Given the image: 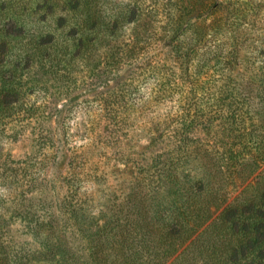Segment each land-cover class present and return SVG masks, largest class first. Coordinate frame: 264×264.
Returning <instances> with one entry per match:
<instances>
[{"label":"rangeland","instance_id":"obj_1","mask_svg":"<svg viewBox=\"0 0 264 264\" xmlns=\"http://www.w3.org/2000/svg\"><path fill=\"white\" fill-rule=\"evenodd\" d=\"M161 1L86 4L114 15ZM257 1L224 22L232 59L217 50L184 62L162 44L131 55L134 23L109 42L75 0H0V89L12 101L0 106L6 264H104L91 256L103 252L108 264H214L212 251L231 250L247 216L223 214L264 195ZM165 222L182 240L159 238ZM239 261L264 263V240Z\"/></svg>","mask_w":264,"mask_h":264},{"label":"trees","instance_id":"obj_2","mask_svg":"<svg viewBox=\"0 0 264 264\" xmlns=\"http://www.w3.org/2000/svg\"><path fill=\"white\" fill-rule=\"evenodd\" d=\"M74 3L76 8L80 10L87 6V14L83 23L98 26V29L95 30L96 33L103 26L102 31L104 30L106 33L109 42L117 43L120 37L119 30L123 29L128 23H134V27L127 36L130 46L128 52L131 55L141 53V50L146 47L162 44L163 47H170V51L175 52V55L184 62L191 61L201 51H204L203 53H213L220 50L224 52L222 53L224 58L232 59L237 47L233 41L234 38L230 39L228 37L229 39H227L230 42V47L223 42V39L227 38L223 34L224 22L235 11L245 10V8L248 9H246L247 11H254L260 5V1L257 0H245L244 2H240V0H163L159 2L163 3L162 9L152 10L149 8L144 11V7L139 9L134 4L128 5L125 10L110 15L100 7L97 8V5L95 9L91 10L90 3L87 2L86 4V0H75ZM246 10L241 16H245ZM209 41L213 42L216 48L213 47L212 50L206 51V45ZM9 95H11V91L0 89V106L12 102L5 99ZM258 202L254 207L248 208L244 204H240L235 209H228L223 214L225 216L224 220L226 219L225 222H227L235 211H239V214H246L247 217L244 219L247 222L244 230L239 232L237 237L230 242L232 244L231 250L224 248L226 250L224 251L220 247L216 251H212L208 261H214V264H220L221 260L222 264H242L239 261V256H246L262 243L264 231H261V228L264 227L262 221L264 213L261 211V207L264 206V195H260ZM162 227L163 230L165 228L167 230L160 232V239L170 244L182 240L183 232H172V227L168 222L163 223ZM118 251V255H128L124 244ZM91 256L99 263L105 262L104 264H108L112 254L103 252L94 253ZM7 258V255L0 254V264H6ZM122 264H129V262L126 261Z\"/></svg>","mask_w":264,"mask_h":264}]
</instances>
